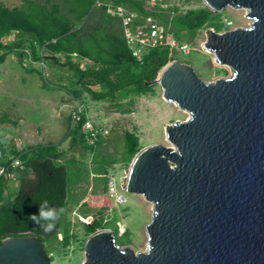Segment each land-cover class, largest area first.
<instances>
[{
    "label": "water",
    "instance_id": "1",
    "mask_svg": "<svg viewBox=\"0 0 264 264\" xmlns=\"http://www.w3.org/2000/svg\"><path fill=\"white\" fill-rule=\"evenodd\" d=\"M202 2L215 13L245 10L250 20L206 33L205 49L231 74L205 82L173 61L145 83L159 84L163 99L188 115L166 126L169 146L137 153L125 181L127 194L152 206L145 250L98 229L82 264H264V0ZM0 264L51 259L36 236L24 235L0 242Z\"/></svg>",
    "mask_w": 264,
    "mask_h": 264
},
{
    "label": "rangeland",
    "instance_id": "2",
    "mask_svg": "<svg viewBox=\"0 0 264 264\" xmlns=\"http://www.w3.org/2000/svg\"><path fill=\"white\" fill-rule=\"evenodd\" d=\"M29 1L49 9L54 4L58 5L60 13L71 20L72 32L97 34L103 29L123 37L122 22L115 12L109 14L104 10L74 20L73 15L68 13L71 0ZM136 1L149 13L147 16L131 11L125 4L115 5L137 15L134 29L138 26L143 29V20L150 18L169 39L174 40V48L161 47L168 50V64L177 61L189 65L205 82L230 76V68L217 65L214 55L205 49L206 33L213 31L220 34L247 27L250 20L246 18L245 10L226 6L221 12L211 11L210 19L193 34L183 30V35L177 38L175 31L179 27V19L190 11L207 8L202 0ZM0 4L9 9H19L25 3L24 0H0ZM18 34L16 31L10 32L2 43L15 42ZM183 45L187 46V52L179 49ZM28 46L26 42L23 47L14 48L3 55L0 52V157L10 161L9 166L17 176L14 181L7 177L3 184L6 188L0 193V205L7 198L15 196L22 178L33 176L24 166L25 160L20 157L52 145L61 153V162L74 160L81 173L77 182L71 180L69 184L67 203L56 239L43 244L51 264L83 263L84 244L90 235L85 231L84 224L95 219L101 220L102 229L113 231L117 245L126 246L134 252L144 251L147 242L145 228L151 219L152 206L140 196L127 194L124 191L125 181L137 153L151 144L169 146L166 126L175 121H184L187 113L166 102L157 83L150 85L151 88L144 94L125 95L122 92L113 97L94 99L82 84L72 80V68L67 66L64 69L61 66L69 62L64 55H57L58 63L54 66L43 67L40 61L31 58ZM73 56L70 61L76 60L81 68L97 66L79 55ZM89 88L99 91L97 86ZM81 115L100 131L96 140L84 134L88 140L86 142L78 134L71 135ZM125 133L135 134L139 143L138 150L129 159L125 154ZM101 160L107 162L103 166L104 172L97 171ZM109 179L115 182L117 192L125 195L124 204H116L108 197Z\"/></svg>",
    "mask_w": 264,
    "mask_h": 264
},
{
    "label": "trees",
    "instance_id": "3",
    "mask_svg": "<svg viewBox=\"0 0 264 264\" xmlns=\"http://www.w3.org/2000/svg\"><path fill=\"white\" fill-rule=\"evenodd\" d=\"M114 2L125 4L131 11L142 16L149 14L136 0H114ZM24 3V6L19 9H9L0 4V52L2 55L14 48L23 47L26 42L29 44L31 58L40 61L43 67L54 66L58 63L57 55H64L69 62L61 66L64 69L67 66L72 68V80L82 84L94 99L113 97L116 93L122 92L125 95L147 93L151 87L145 83L155 80L170 61L168 50L165 48L152 49L141 61H137L128 51L123 37L115 32L103 29L97 34L72 32L71 20L60 13L58 5L54 4L49 9L29 0H24ZM71 4L68 13L73 15L74 20L105 10L103 7L93 9L94 0H71ZM211 15L212 12L208 8L188 12L179 19L180 24L175 31L176 37L180 38L183 30L187 34H193L210 19ZM15 31L19 32L17 40L3 44L2 39ZM74 54L88 59L97 66L81 68L76 60L70 61ZM92 86H97L99 91L91 90L89 87ZM85 121V116L81 115L71 135L78 134V137L82 140L84 138L87 142L86 136L81 133V127ZM124 142L125 154L129 159L139 148L138 137L135 134L125 133ZM88 147L93 148L89 145ZM60 157L61 153L52 145L32 150L26 156L20 157L21 160H25L24 166L33 176L22 178L15 196L7 198L5 203L0 205V242L8 237L24 235L36 236L43 244L56 239L64 211L51 232H46L29 217L32 214L39 215L41 206H44L46 210L48 208L65 210L69 184L79 180L81 170L74 160L61 162ZM9 164V160L0 157V166L7 169L6 174L0 177V193L6 188L3 184L8 178L14 181L17 177ZM106 165L107 162L101 160L97 171L104 172L103 166ZM45 200L48 201L47 205L42 203ZM43 223L44 221H41V224ZM84 228L87 233L92 234L102 229L101 220L95 219L85 223ZM65 244H67L66 237Z\"/></svg>",
    "mask_w": 264,
    "mask_h": 264
},
{
    "label": "built area",
    "instance_id": "4",
    "mask_svg": "<svg viewBox=\"0 0 264 264\" xmlns=\"http://www.w3.org/2000/svg\"><path fill=\"white\" fill-rule=\"evenodd\" d=\"M93 7L96 9L103 7L109 14L115 12L117 18L122 22L123 39L126 47L131 56L137 61H141L152 49L164 46L167 48L175 47L174 40L169 39L164 30L153 24L150 18H145V20H143V29L139 26L134 29L137 15L130 11H123L122 7L115 5L114 0H94ZM179 49L183 52H187V46L185 45L180 46ZM81 131L83 134L89 135V137L95 140L100 135V131L96 130L89 121L83 123ZM6 171L7 169L5 167L0 166V177L4 176ZM106 193L116 204H124L126 201L125 195L117 192L115 182L112 179H109L107 182Z\"/></svg>",
    "mask_w": 264,
    "mask_h": 264
},
{
    "label": "clouds",
    "instance_id": "5",
    "mask_svg": "<svg viewBox=\"0 0 264 264\" xmlns=\"http://www.w3.org/2000/svg\"><path fill=\"white\" fill-rule=\"evenodd\" d=\"M192 118L194 119V114L192 115ZM42 203L43 205H47L48 201L45 200ZM63 211V208L55 210L48 208L46 210L44 206H41L39 209V215L32 214L30 215L29 219L33 221L36 225H40L41 227H43L46 232H51L55 228L56 222L59 220ZM41 221H44V223L41 224Z\"/></svg>",
    "mask_w": 264,
    "mask_h": 264
},
{
    "label": "bare ground",
    "instance_id": "6",
    "mask_svg": "<svg viewBox=\"0 0 264 264\" xmlns=\"http://www.w3.org/2000/svg\"><path fill=\"white\" fill-rule=\"evenodd\" d=\"M233 9H235V8H233ZM207 52H209V51H207ZM210 53H212L213 54V52H210ZM214 55V54H213ZM215 63L217 64V65H221V64H218L216 61H215ZM167 102V101H166ZM168 103H171V102H168ZM174 104V103H173ZM175 105V104H174ZM176 106V105H175ZM142 252V251H141Z\"/></svg>",
    "mask_w": 264,
    "mask_h": 264
}]
</instances>
